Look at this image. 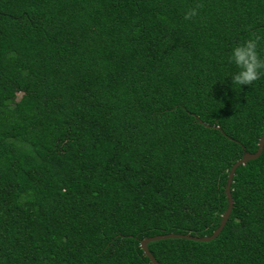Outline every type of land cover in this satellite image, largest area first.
Listing matches in <instances>:
<instances>
[{
	"label": "trees",
	"instance_id": "16d2710c",
	"mask_svg": "<svg viewBox=\"0 0 264 264\" xmlns=\"http://www.w3.org/2000/svg\"><path fill=\"white\" fill-rule=\"evenodd\" d=\"M249 38L264 55V0H0V264H152L145 238L211 236L264 133V74L223 82ZM231 193L216 239L156 261L264 264V148Z\"/></svg>",
	"mask_w": 264,
	"mask_h": 264
},
{
	"label": "clouds",
	"instance_id": "9594fccd",
	"mask_svg": "<svg viewBox=\"0 0 264 264\" xmlns=\"http://www.w3.org/2000/svg\"><path fill=\"white\" fill-rule=\"evenodd\" d=\"M196 15L195 9H189L184 18L190 19ZM227 63L234 67L229 75L224 77L231 80V87L242 88L255 82L261 74H264V55L258 51L256 39H246L242 43L234 44L227 55ZM219 103V102H217ZM221 104V103H219Z\"/></svg>",
	"mask_w": 264,
	"mask_h": 264
},
{
	"label": "water",
	"instance_id": "95a60500",
	"mask_svg": "<svg viewBox=\"0 0 264 264\" xmlns=\"http://www.w3.org/2000/svg\"><path fill=\"white\" fill-rule=\"evenodd\" d=\"M263 148H264V133L262 134V136L259 140L257 151L255 153L246 152L244 154V156L231 167V170L228 174L226 187H225V194H226L228 206H227L225 213L223 214V216L221 218L219 227L216 229V231L211 236L192 237L190 235H181V234L170 233V234H164V235H157L154 237H148V238L141 240L140 247H141L144 255H146L149 258V260L152 264H159V263L156 261V259L153 257V255L150 253V251L148 249V245L151 242H156V241L166 240V239H187V240H191V241L207 243V242L213 241L214 239H216L219 236V234L224 229V227H225V225H226V223L230 217L232 209H233L234 202H233L232 193H231V185L233 183V179H234L236 170L240 166L246 165L249 161L258 159L261 156V154L263 153Z\"/></svg>",
	"mask_w": 264,
	"mask_h": 264
}]
</instances>
